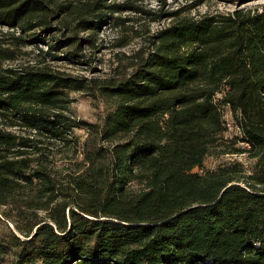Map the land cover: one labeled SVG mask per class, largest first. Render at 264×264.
<instances>
[{
    "label": "trees",
    "instance_id": "obj_1",
    "mask_svg": "<svg viewBox=\"0 0 264 264\" xmlns=\"http://www.w3.org/2000/svg\"><path fill=\"white\" fill-rule=\"evenodd\" d=\"M126 7L144 11L128 0H0L10 29L0 40V121L46 140L0 128V206L14 210L0 264H264V7L159 10L154 19L170 22L111 77L40 61L1 66L14 47L41 41L49 58L73 46L72 61L94 45L76 33L119 24L114 13ZM62 27L73 34H54ZM69 90L104 104L95 121L66 114ZM220 106L238 129L231 141L243 143L223 152L245 153L250 172L239 161L193 170L226 142ZM51 144L79 157L56 169L43 152Z\"/></svg>",
    "mask_w": 264,
    "mask_h": 264
},
{
    "label": "rangeland",
    "instance_id": "obj_2",
    "mask_svg": "<svg viewBox=\"0 0 264 264\" xmlns=\"http://www.w3.org/2000/svg\"><path fill=\"white\" fill-rule=\"evenodd\" d=\"M113 1V0H108ZM122 2L123 0H115ZM142 6L143 12L132 11L130 7L124 8L119 13L123 21L113 23L109 20L106 24H102L94 34L88 31H78L76 34L80 38L91 37L94 45L90 43H82L81 49L76 52L77 56L72 61L68 60L64 51L73 48V46L62 47L59 51H50L54 54L53 58H49V54L40 52V49L46 50V41L36 43L20 44L15 49V57L13 59H5L1 61V66L19 67L28 63L40 61V64L47 65L50 69L61 71V73L69 74L78 78L92 77H111L120 72L126 64L131 62L137 51H146L151 46V35L156 30L167 25L170 19L161 17L154 19L156 12H170L184 8L182 15L197 17L205 13L228 12L235 8L257 9L264 7V0H165L160 3L157 0H128ZM10 31L5 26L0 25V40H7L6 33ZM73 29L54 30V34L60 36L63 32L65 36L73 34ZM17 34V33H15ZM220 93L217 94V97ZM69 102L65 109L66 114L72 118H82L88 121H95L99 112L104 108V104L95 100L92 96L83 91L69 90ZM222 118L224 119L226 131L223 138L226 139L222 145L212 148L210 154L204 159L200 168L194 167V171L203 172L211 169L218 164L228 161H239L246 172H250L253 159L248 158L245 153L223 152L224 150L232 151L236 146H242V142L233 143L231 138L238 134V129L233 126L231 116L226 106H220ZM2 122V123H1ZM0 128L20 134L22 136H32L37 141V145L44 146L46 140L42 136L31 135V131L20 127H5L3 121H0ZM83 135V130L77 131ZM30 149V148H29ZM44 156H48V160L56 169H64L78 155L71 153L70 149L51 144L49 149H45ZM29 156H32L30 154ZM36 156V154L34 155ZM41 214V211H39ZM7 214V217L4 215ZM14 210L12 207L0 206V232L7 231L5 224L9 228H14Z\"/></svg>",
    "mask_w": 264,
    "mask_h": 264
}]
</instances>
